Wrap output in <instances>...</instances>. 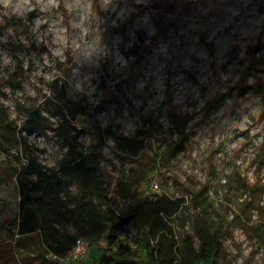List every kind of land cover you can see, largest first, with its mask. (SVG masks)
<instances>
[{"label":"rangeland","instance_id":"rangeland-1","mask_svg":"<svg viewBox=\"0 0 264 264\" xmlns=\"http://www.w3.org/2000/svg\"><path fill=\"white\" fill-rule=\"evenodd\" d=\"M60 85L67 122L44 103ZM35 109L46 134L25 125ZM92 138L109 195L128 179L183 198L179 241L201 219L221 235L217 264H264V0H0V264H81L18 234L15 175Z\"/></svg>","mask_w":264,"mask_h":264},{"label":"trees","instance_id":"trees-1","mask_svg":"<svg viewBox=\"0 0 264 264\" xmlns=\"http://www.w3.org/2000/svg\"><path fill=\"white\" fill-rule=\"evenodd\" d=\"M55 93V97H44L46 109L49 115L58 109L67 122L62 106L66 87L57 86ZM76 108L79 114L87 115L90 123H96L85 105L76 102ZM47 120L40 109H35L25 118V125L46 134ZM176 147L170 144L164 157H172ZM15 176L19 193L15 221L18 234L36 235L41 248L57 259L65 256L78 239H84L89 246L78 260L81 264L218 263L221 235L203 220L198 219L193 234L186 232L181 241L174 235L170 216L180 209L183 198L144 195L143 181L128 179L119 182V198L109 195L96 138L90 140L84 153L72 156L67 149L57 167H47L28 154ZM68 176L75 188L70 200L61 195L67 182L63 177ZM128 224L135 230L133 234Z\"/></svg>","mask_w":264,"mask_h":264},{"label":"built area","instance_id":"built-area-1","mask_svg":"<svg viewBox=\"0 0 264 264\" xmlns=\"http://www.w3.org/2000/svg\"><path fill=\"white\" fill-rule=\"evenodd\" d=\"M153 186L156 188L157 184H154ZM100 243L104 244V241H101ZM88 246L89 243L87 241L84 239H78L73 248L65 256L61 257L60 260L77 262L87 253Z\"/></svg>","mask_w":264,"mask_h":264}]
</instances>
